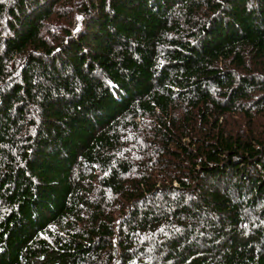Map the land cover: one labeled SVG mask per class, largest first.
I'll use <instances>...</instances> for the list:
<instances>
[{"label":"trees","instance_id":"1","mask_svg":"<svg viewBox=\"0 0 264 264\" xmlns=\"http://www.w3.org/2000/svg\"><path fill=\"white\" fill-rule=\"evenodd\" d=\"M65 1L0 0V264H264V139L220 121L264 108V0H79L49 32Z\"/></svg>","mask_w":264,"mask_h":264},{"label":"rangeland","instance_id":"2","mask_svg":"<svg viewBox=\"0 0 264 264\" xmlns=\"http://www.w3.org/2000/svg\"><path fill=\"white\" fill-rule=\"evenodd\" d=\"M16 2V0H13ZM81 5V1L79 0H66L63 4L58 6L57 14L54 15L52 20L46 25V30L49 32H53L55 30V24H53L57 17L62 18L65 14L69 13L67 17L78 15L82 16L81 11H79V7ZM204 18L206 16L205 11L207 12V6L203 8L202 10ZM200 17V15L198 16ZM9 17L5 15V20L8 21ZM46 30H44L46 35H49ZM256 72V71H255ZM262 73V74H261ZM260 76L264 75V71H259ZM263 90H255L252 91V95L249 100H243L242 104L238 105V108L236 110H233L230 113H227L225 116H223L221 121V127L225 130L226 134H231L234 137H240L242 139H247L252 136H256L257 138L264 139V108L261 109V107H257V104H255V101L258 98V95H260ZM239 103V102H238ZM35 117V116H33ZM200 124H203L202 118L198 121ZM141 142V147H145L142 140H136L135 145L134 143L131 144V146L128 148L129 151L135 152L138 154L139 158H142L140 153L138 152V149H140L139 144ZM148 149V145L146 146V150ZM145 158L143 157L141 160L145 162ZM97 174V172H96ZM96 181L100 177L95 176L94 177ZM227 179H230V177H227ZM177 184V183H176ZM95 198V197H94ZM112 203H114L112 206L108 205L109 207H113V209L106 208L105 211L110 213L113 218H115L122 210V206L125 205V202L127 201L126 198H124L122 195L112 196L110 198ZM263 209L260 207L258 210H246L249 211L251 214L246 213L245 215L241 214V218H243L245 221H242L240 224L241 230H244V233L246 236H249L253 234V230H256V227L259 226V224H264V214L261 212ZM244 210H242L243 212ZM263 215V216H262ZM126 216V215H125ZM123 216V217H125ZM119 218V217H118ZM253 232V233H252ZM118 241V239L116 240ZM116 261V258H115Z\"/></svg>","mask_w":264,"mask_h":264}]
</instances>
